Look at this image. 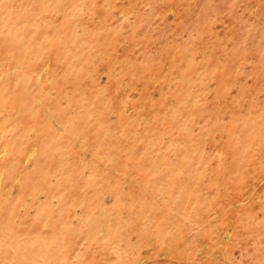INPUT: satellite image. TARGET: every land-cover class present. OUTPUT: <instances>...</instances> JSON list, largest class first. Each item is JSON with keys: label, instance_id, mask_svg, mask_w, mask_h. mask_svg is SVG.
I'll return each mask as SVG.
<instances>
[{"label": "rangeland", "instance_id": "rangeland-1", "mask_svg": "<svg viewBox=\"0 0 264 264\" xmlns=\"http://www.w3.org/2000/svg\"><path fill=\"white\" fill-rule=\"evenodd\" d=\"M0 264H264V0H0Z\"/></svg>", "mask_w": 264, "mask_h": 264}]
</instances>
